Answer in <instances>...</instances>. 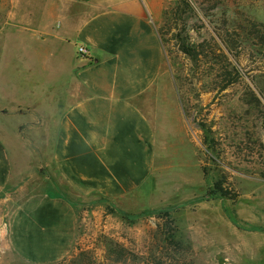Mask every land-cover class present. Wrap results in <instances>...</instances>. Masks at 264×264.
<instances>
[{
  "label": "crops",
  "instance_id": "crops-1",
  "mask_svg": "<svg viewBox=\"0 0 264 264\" xmlns=\"http://www.w3.org/2000/svg\"><path fill=\"white\" fill-rule=\"evenodd\" d=\"M164 2L0 0V39L11 33L28 69L17 64L12 97L0 86V264H56L75 249L79 213L52 170L80 195L122 198L161 169Z\"/></svg>",
  "mask_w": 264,
  "mask_h": 264
},
{
  "label": "rangeland",
  "instance_id": "rangeland-1",
  "mask_svg": "<svg viewBox=\"0 0 264 264\" xmlns=\"http://www.w3.org/2000/svg\"><path fill=\"white\" fill-rule=\"evenodd\" d=\"M209 1L192 0L200 16L191 17L184 0L164 2L172 141L145 187L85 196L52 170L56 191L79 213L75 249L56 264H264V36H248L253 24L264 31V0H223L226 10L211 14L217 29L202 10ZM5 34L0 86L4 78L10 98L13 72L28 69ZM212 34L223 45L214 56ZM228 38L239 44L228 56L241 73L222 89Z\"/></svg>",
  "mask_w": 264,
  "mask_h": 264
},
{
  "label": "trees",
  "instance_id": "trees-1",
  "mask_svg": "<svg viewBox=\"0 0 264 264\" xmlns=\"http://www.w3.org/2000/svg\"><path fill=\"white\" fill-rule=\"evenodd\" d=\"M210 6H205L204 9L202 7V10L205 14V16H208V18L210 17L211 18V21H212V25L215 29H217V27L215 26L216 24V20L212 17V15H214V11L215 9H219L220 11L222 10H226V9H222L223 8V3L225 1L223 0H210ZM184 4L186 6V8L188 9L187 10V14H188V17H191L192 14H195L196 13V16H200L199 13L197 12V8L192 4V0H184ZM226 5V3H225ZM225 8V6H224ZM194 12V13H193ZM212 12V13H211ZM212 14V15H211ZM201 19V18H200ZM227 30V29H226ZM250 33H248V36L249 34H256V30L262 35L264 36V31H260L258 29V27L256 26V24H253L251 29H250ZM228 32V31H227ZM229 34V33H228ZM211 41H214L215 45L217 46L216 48H213L212 49V55L214 56L216 54V51L217 50H222L223 51V45L219 42H217L216 40V37L212 34V39ZM210 41V42H211ZM225 42V47L227 49V52L225 51L224 53V57L226 59V64L225 66L221 69V77H222V89H226L227 87L231 86L232 84H234L237 80V77L238 75L241 73L240 70H239V67L238 65L234 64L232 60H230L229 56L228 55H234L237 53V50L240 48L239 47V44L237 43V41H235L234 39H231V38H228L227 40H224ZM223 42V43H224ZM183 47V51L187 54V55H193L192 52H193V49L190 48V47H187L185 45H181ZM225 50V49H224ZM236 57V55H235Z\"/></svg>",
  "mask_w": 264,
  "mask_h": 264
},
{
  "label": "built area",
  "instance_id": "built-area-1",
  "mask_svg": "<svg viewBox=\"0 0 264 264\" xmlns=\"http://www.w3.org/2000/svg\"><path fill=\"white\" fill-rule=\"evenodd\" d=\"M83 50V49H82Z\"/></svg>",
  "mask_w": 264,
  "mask_h": 264
}]
</instances>
